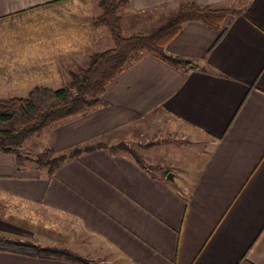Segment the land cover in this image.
<instances>
[{"label":"crops","instance_id":"0c3cea01","mask_svg":"<svg viewBox=\"0 0 264 264\" xmlns=\"http://www.w3.org/2000/svg\"><path fill=\"white\" fill-rule=\"evenodd\" d=\"M128 1L122 23L133 29H139V17L166 18L185 2L234 12L218 30L187 22L166 46L195 67L181 70L143 54L107 85L100 108L42 132L30 150L128 143L126 128L158 114L204 148L195 176L178 183L172 166L161 165L173 176L166 180L146 168L145 149H138L145 167L122 151L96 149L63 164L51 178L32 166L18 171L14 157L0 152V234L44 236L15 219L31 207L53 214L62 227L66 222L79 241L74 251L100 264H264V0ZM85 3L0 0V19L40 12L47 20L41 37L26 41L37 52L7 57L26 86L38 71L44 75L45 62L84 65L78 56L86 45L95 47L88 48L89 56L92 49L109 48L93 23L85 36H73L90 12ZM92 4L98 8L97 0ZM96 14L90 13L94 21ZM65 25L72 32L63 33ZM190 151L186 157H199ZM0 264L73 263L0 251Z\"/></svg>","mask_w":264,"mask_h":264},{"label":"trees","instance_id":"16d2710c","mask_svg":"<svg viewBox=\"0 0 264 264\" xmlns=\"http://www.w3.org/2000/svg\"><path fill=\"white\" fill-rule=\"evenodd\" d=\"M128 4V0H97L99 15L93 25L107 28L112 45L91 54L83 66L70 73L71 80L64 88L52 89L38 85L30 89L24 97L0 98V152L14 157L18 171L32 166L51 178L63 164L82 153L96 149L122 151L143 166L142 158L126 143L107 146L99 142L74 147L61 153H55L49 148L40 152L25 150L24 144L33 136L100 108L107 85L145 53L177 69L195 67L190 60L170 55L166 46L185 23L198 22L211 30H218L226 16L234 12L229 8L212 9L207 6L200 7L194 2H185L150 33L125 35L122 20L125 15L124 8ZM0 251L53 257L73 264H98L66 248L41 246L1 234Z\"/></svg>","mask_w":264,"mask_h":264},{"label":"rangeland","instance_id":"374dc122","mask_svg":"<svg viewBox=\"0 0 264 264\" xmlns=\"http://www.w3.org/2000/svg\"><path fill=\"white\" fill-rule=\"evenodd\" d=\"M85 2L84 7H88L90 12L89 10L87 11L89 13H87L86 19L82 18L81 22H85V24L82 26L78 25L77 29L73 32V36H85L83 32L86 31L87 33L89 29L93 28V26L89 25L94 22L90 17V13L97 10L96 17L99 15V9H96L92 4L94 0H85ZM70 16L72 15H68L67 17ZM139 16L140 15H138V17ZM139 18L141 19L138 21L139 29L127 28L129 25L126 26L125 22L122 24L125 35L150 33L164 21L165 16L147 13ZM41 23H43V29L47 30V20L40 12H28L26 15L20 14L11 16L7 19H0V98L24 97L33 86L41 84L52 89L64 88L65 84L71 80L70 73L76 72L77 67L79 68L83 66L81 63L77 64L78 61L74 63L69 60L66 62H45L47 67L43 69V71L47 70L44 71V75H40V72L38 71L37 76L33 78V84L29 86H26L25 84V77L21 79L16 77L15 72L12 70L14 69V66L12 65L15 62L9 61L8 58H14V56L26 57L29 54L37 52L31 45L29 51V49H27L28 44L26 41L41 37ZM142 23H144V26ZM101 28L105 34V44L108 43L107 47H110L112 43L109 32L107 28ZM70 32H72V29L65 25L63 33L68 34ZM103 38L101 39V42ZM88 48L95 47L86 45L83 55L80 54L78 58L83 57L84 61H88ZM98 50V48L92 49L90 54ZM5 58L8 61L4 60ZM42 63L43 62H38V65ZM14 82H17V84H14ZM20 82H22V84ZM173 123L174 121L171 118L154 114L150 118L141 121L139 120L137 123L132 124L130 127L126 128L123 133H127L126 139L132 136V139L126 141L128 142L126 144H128L137 154L138 149H145L144 154L148 159L147 161L149 162V165H142L144 167L146 165L148 170L154 171L161 176L162 174L166 175L167 177L169 173L165 174L166 167L160 166H172L170 169L175 171L174 175L177 176L176 181H178V183H180L179 181L190 183L195 176V170L202 163L200 162L202 157V155L200 156V151L204 148L201 146V143L193 142V138L189 135L186 129L179 130L173 125ZM38 140L39 138H37V136H33L26 141L24 149H33L34 143L38 142ZM193 148L196 153H199V157H186L188 151L193 150ZM16 209L17 210L15 211H18L19 208ZM25 211L26 212H24L22 217L15 218L18 223L30 227L36 235L44 236H34L33 239L16 238L35 243L37 242L36 244H38V242L41 243L40 241H42L46 242L43 244H50L52 247L61 246L66 249L70 247L69 251L77 254L74 250L76 249L75 245L78 246L79 241L77 240L76 242L74 238L70 236L74 230H71V227H69L66 222L63 223L64 228L59 224L62 220H58L53 214L49 215L50 213L46 212L41 213V211L37 209L35 210L31 207ZM30 211L31 215L28 216ZM18 212L21 214L20 211ZM25 213H27V216H25ZM60 217L62 218V216ZM31 218H33V222L28 220ZM11 219L13 220L14 218ZM40 238L43 240H39ZM87 259L92 260L91 258ZM92 261L100 264L97 260Z\"/></svg>","mask_w":264,"mask_h":264},{"label":"water","instance_id":"95a60500","mask_svg":"<svg viewBox=\"0 0 264 264\" xmlns=\"http://www.w3.org/2000/svg\"><path fill=\"white\" fill-rule=\"evenodd\" d=\"M166 180L173 181V176L171 173L168 174V176L166 177Z\"/></svg>","mask_w":264,"mask_h":264}]
</instances>
